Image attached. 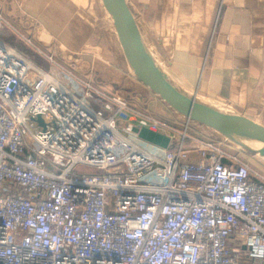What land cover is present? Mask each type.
<instances>
[{
    "label": "built area",
    "instance_id": "obj_1",
    "mask_svg": "<svg viewBox=\"0 0 264 264\" xmlns=\"http://www.w3.org/2000/svg\"><path fill=\"white\" fill-rule=\"evenodd\" d=\"M0 31V264H264V173L226 139Z\"/></svg>",
    "mask_w": 264,
    "mask_h": 264
},
{
    "label": "crops",
    "instance_id": "obj_2",
    "mask_svg": "<svg viewBox=\"0 0 264 264\" xmlns=\"http://www.w3.org/2000/svg\"><path fill=\"white\" fill-rule=\"evenodd\" d=\"M3 1L0 10L16 28L38 23L42 37L72 52L93 37L89 0ZM138 6L147 15L148 40L156 45L150 53L170 83L264 125V0H139ZM105 71L108 91L131 105L162 118L183 117L136 76ZM255 160L253 166L264 173V156Z\"/></svg>",
    "mask_w": 264,
    "mask_h": 264
},
{
    "label": "water",
    "instance_id": "obj_3",
    "mask_svg": "<svg viewBox=\"0 0 264 264\" xmlns=\"http://www.w3.org/2000/svg\"><path fill=\"white\" fill-rule=\"evenodd\" d=\"M113 23L124 54L135 76L158 95L175 112L195 122L232 137L257 140L263 145L257 151L264 156V125L243 115L219 110L180 91L170 83L164 70L148 50L134 10L127 0H102ZM38 119L42 120L41 116ZM245 146V145H244Z\"/></svg>",
    "mask_w": 264,
    "mask_h": 264
},
{
    "label": "rangeland",
    "instance_id": "obj_4",
    "mask_svg": "<svg viewBox=\"0 0 264 264\" xmlns=\"http://www.w3.org/2000/svg\"><path fill=\"white\" fill-rule=\"evenodd\" d=\"M129 2L134 10L136 18L138 19L143 36L144 38L146 36L145 40L147 39L148 41V43L146 42L145 44L149 51L154 52L156 45L154 44L152 37V40L149 41L150 38L147 35L148 29L145 27L147 15L144 11L143 16H141L138 9L139 0H129ZM88 9L93 20L94 33L92 39L89 40L87 45L81 51L72 52L59 40L42 37V28L38 23L31 22L28 25H25V27L22 28L20 26L17 27V29L24 35L30 36L33 42H35L43 50L53 54L57 61L73 69V71L78 75L93 81L95 85L101 87L103 90L108 91L109 89L105 86H107L106 83L108 82L109 77L105 69H110L114 72H125L126 74H132L134 76L135 74L132 72V69H130L129 62L118 38L113 19L104 7L102 0H89ZM0 12L12 24L11 20L4 14V12L1 10ZM24 21L27 20L24 18ZM0 36L4 37V33L1 31ZM193 124L197 125V127H202L200 129L199 127L196 129L209 137H213L218 140L226 139V141L232 145V148L239 152L243 159L247 160L250 164L255 165V159L260 156V154L257 151H252L254 148H251L246 144H242L241 146L232 137L226 136L195 121ZM158 133L163 134L161 131ZM140 142L144 146L151 148L152 151H156L158 144L151 138L143 136L142 139H140ZM80 169L86 170L87 168L81 167Z\"/></svg>",
    "mask_w": 264,
    "mask_h": 264
},
{
    "label": "bare ground",
    "instance_id": "obj_5",
    "mask_svg": "<svg viewBox=\"0 0 264 264\" xmlns=\"http://www.w3.org/2000/svg\"><path fill=\"white\" fill-rule=\"evenodd\" d=\"M112 18V17H111ZM130 66V64H129ZM130 69H131V66H130ZM133 72V71H132ZM210 106H213L219 110H222V111H225V112H229L227 111V109L225 107H220V106H216V105H213V104H210ZM231 113V112H229ZM237 140H239L241 143L243 144H246L247 146L251 147V148H254V149H259L260 147H262V143L257 141V140H250L248 138H242V137H237Z\"/></svg>",
    "mask_w": 264,
    "mask_h": 264
}]
</instances>
